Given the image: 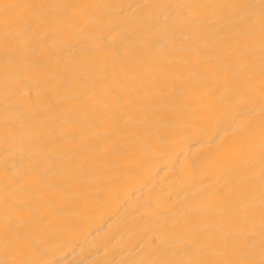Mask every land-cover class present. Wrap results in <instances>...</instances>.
Segmentation results:
<instances>
[{"label":"bare ground","instance_id":"bare-ground-1","mask_svg":"<svg viewBox=\"0 0 264 264\" xmlns=\"http://www.w3.org/2000/svg\"><path fill=\"white\" fill-rule=\"evenodd\" d=\"M0 264H264V0H0Z\"/></svg>","mask_w":264,"mask_h":264}]
</instances>
